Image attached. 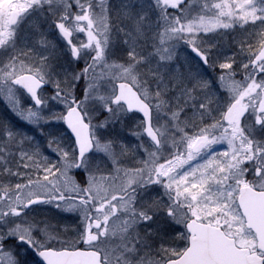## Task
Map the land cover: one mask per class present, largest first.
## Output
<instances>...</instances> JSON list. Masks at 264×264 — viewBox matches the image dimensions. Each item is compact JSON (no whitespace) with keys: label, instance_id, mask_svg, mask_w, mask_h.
Listing matches in <instances>:
<instances>
[{"label":"snow or ice","instance_id":"6c2138e0","mask_svg":"<svg viewBox=\"0 0 264 264\" xmlns=\"http://www.w3.org/2000/svg\"><path fill=\"white\" fill-rule=\"evenodd\" d=\"M0 105V264H264V0H0Z\"/></svg>","mask_w":264,"mask_h":264},{"label":"rangeland","instance_id":"374dc122","mask_svg":"<svg viewBox=\"0 0 264 264\" xmlns=\"http://www.w3.org/2000/svg\"><path fill=\"white\" fill-rule=\"evenodd\" d=\"M5 113V109L2 105H0V115H3ZM125 135H128L127 132L125 133ZM128 139H132V137L128 136ZM68 223L71 225V221H68Z\"/></svg>","mask_w":264,"mask_h":264}]
</instances>
